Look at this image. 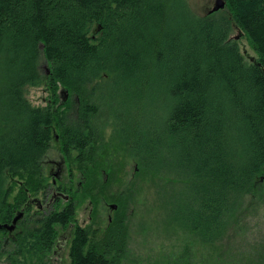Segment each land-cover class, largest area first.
Listing matches in <instances>:
<instances>
[{
	"label": "trees",
	"instance_id": "trees-1",
	"mask_svg": "<svg viewBox=\"0 0 264 264\" xmlns=\"http://www.w3.org/2000/svg\"><path fill=\"white\" fill-rule=\"evenodd\" d=\"M224 1L257 55L253 63L228 41L227 19L198 17L184 0H0V225L11 224L21 206L27 213L34 205L38 216L32 227L24 217L16 232L3 228L6 255L44 254L55 226L73 225L70 264H120L128 231L119 215L130 199L118 202L102 235L88 238L75 224L73 201L56 211L37 196L48 193L40 178L56 135L67 160L77 152L88 190L98 185L101 166L90 145L99 141L100 108L133 151L177 176L164 207L169 221L215 246L264 171V0ZM42 82L53 92L61 84L78 101L73 117L29 104L24 88ZM131 113L136 127L144 118L161 129L146 124L135 134L133 121L122 119ZM261 248L241 264H264ZM188 258L155 264H190Z\"/></svg>",
	"mask_w": 264,
	"mask_h": 264
},
{
	"label": "rangeland",
	"instance_id": "rangeland-1",
	"mask_svg": "<svg viewBox=\"0 0 264 264\" xmlns=\"http://www.w3.org/2000/svg\"><path fill=\"white\" fill-rule=\"evenodd\" d=\"M184 2L193 14L206 17L209 16L208 12L212 9L215 0H184ZM211 16L215 19L228 20L230 25L228 41L236 43L246 63L250 64L257 60L247 35L233 23V16L228 7L225 6ZM62 88V85L57 83L53 92L54 90H51L47 83L42 82L26 86L24 97L34 108L44 109L52 106L59 112H66L64 115L73 117L70 111L76 108L78 101H74V98ZM95 119L98 122L97 130L100 137L99 141L90 147L95 149V163L99 162L101 166V169H95V174H100L96 179L98 185L92 184L93 189L88 190L86 178L88 171L81 168L74 160L77 152L71 151V158L67 160L61 152L60 138L54 139L53 136L43 158L41 186L48 189L51 180L57 181V187L72 197L75 224L88 229V238L99 237L104 233L108 226V218L113 214L111 205L130 199L126 212L119 215L123 218L124 226L128 231L126 254L120 264H155L167 259L172 261L186 254L190 264H236V261L241 264L243 260L263 252L261 247L264 249V171L258 179L256 193L244 201L242 211L238 210L236 214V221L228 226L215 246H209L198 241L185 228L171 223L167 217L164 207L171 192L176 189L174 184L177 186L179 184L177 176L173 177L172 174L168 175L157 168L153 164V157L145 160L140 155V151H133L124 141L123 131L118 126H114V122L110 121L103 108L98 110ZM122 119L133 121L132 113L123 116ZM139 120L141 128L136 127L133 121L135 134H141L143 126L149 124L144 118ZM151 125L149 124L152 131L157 133L162 126L161 122L155 126ZM132 153H136L137 156L134 157ZM57 162H61L62 166L58 167ZM107 169H113L114 175L108 177L104 173ZM9 182L11 179L8 176L6 184ZM14 183L11 186L12 195L16 196L20 183L18 179H15ZM86 190L89 193H86ZM37 196L44 200L41 191ZM61 206L63 203L59 202L54 209L60 211ZM20 208L14 215L20 211ZM35 213L37 212L34 205H30L28 212L25 213V218L30 220L31 227L35 225V221H38ZM71 232L69 226H55L52 248L55 244L56 247L53 254L51 249L39 256L20 258L16 257L13 251L10 255V250L9 255H6L8 248L0 246V264H12L11 262L48 264L50 258L51 264H70L69 249L72 238L70 244L65 238ZM60 236L62 237L58 241ZM0 239L4 241L3 234H0ZM7 246L11 247V245Z\"/></svg>",
	"mask_w": 264,
	"mask_h": 264
},
{
	"label": "flooded vegetation",
	"instance_id": "flooded-vegetation-1",
	"mask_svg": "<svg viewBox=\"0 0 264 264\" xmlns=\"http://www.w3.org/2000/svg\"><path fill=\"white\" fill-rule=\"evenodd\" d=\"M56 138H57V136H55L54 139H56ZM56 165L58 167L59 166H62L61 162H57ZM56 183H57V181H54V180L52 181L51 180V184H50V186H48V193L46 195V198L42 202V206L45 207V208H52V206H55L59 202H61V203H63V205H65L66 202L72 201V197L69 196V194H67L63 190L59 189L57 187ZM28 200H29V196H28ZM28 200L26 201L24 207L29 205V201ZM39 203H40V199L38 200V202L35 203V205H39ZM126 203H127V205H129V202H126ZM24 207H23V209H24ZM119 207H120L119 204H116V205L113 204V205H111L110 206V209L112 210L111 212H113V214H115L118 211ZM19 212H22L23 215H22L21 218L18 219V221L16 222L14 228L11 231H9V230H7V229H5L3 227L4 225L3 226L0 225V234L3 233V232H5L4 230H6L7 233H14V232H16V229H17V226L19 224V221L21 219H25L24 218L25 217V211L24 210H20ZM74 212H75V207H74ZM113 214L111 216H109L107 225H109L111 223ZM74 220H75V218H74ZM3 228H4V230H3ZM73 228H75V227L73 225H71L70 229H71L72 232L69 233L68 236H66V238H65V240L67 239V242L68 243H69V241H70L71 238L73 240V236H74V233H73L74 229ZM81 229H83V228H81ZM84 230L88 232V229H84ZM62 236H64V235H62ZM62 236L59 237L58 241H60V239H61ZM55 247H56V244L52 248V254L55 251ZM48 264H51V258L49 259Z\"/></svg>",
	"mask_w": 264,
	"mask_h": 264
},
{
	"label": "water",
	"instance_id": "water-1",
	"mask_svg": "<svg viewBox=\"0 0 264 264\" xmlns=\"http://www.w3.org/2000/svg\"><path fill=\"white\" fill-rule=\"evenodd\" d=\"M224 7H225V1L224 0H215V3L213 5L212 9L208 12V15H210L212 13H216V12L222 10ZM46 73H48L47 69H46ZM22 215H23L22 212L17 213V215L11 221V224L4 225L3 227L5 229L11 231L14 228L18 219L22 217Z\"/></svg>",
	"mask_w": 264,
	"mask_h": 264
},
{
	"label": "bare ground",
	"instance_id": "bare-ground-1",
	"mask_svg": "<svg viewBox=\"0 0 264 264\" xmlns=\"http://www.w3.org/2000/svg\"><path fill=\"white\" fill-rule=\"evenodd\" d=\"M65 94V93H64Z\"/></svg>",
	"mask_w": 264,
	"mask_h": 264
}]
</instances>
